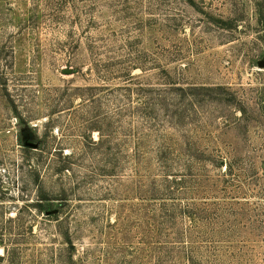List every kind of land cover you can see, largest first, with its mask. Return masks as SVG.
I'll return each mask as SVG.
<instances>
[{"label": "rangeland", "instance_id": "rangeland-1", "mask_svg": "<svg viewBox=\"0 0 264 264\" xmlns=\"http://www.w3.org/2000/svg\"><path fill=\"white\" fill-rule=\"evenodd\" d=\"M0 264H264V0H0Z\"/></svg>", "mask_w": 264, "mask_h": 264}, {"label": "trees", "instance_id": "trees-1", "mask_svg": "<svg viewBox=\"0 0 264 264\" xmlns=\"http://www.w3.org/2000/svg\"><path fill=\"white\" fill-rule=\"evenodd\" d=\"M221 158H222V157H221ZM200 159H201V158H200ZM219 159H220V157H219ZM219 161H220V160H219ZM220 162H221V165H223V163H224V159H221ZM181 181H183L182 178H180V179H176V180H175V183L177 184V186L180 185V184L182 183ZM191 216H193V218L196 217L195 215H193V213H192ZM194 225H196V224L194 223ZM180 242H182V241H180Z\"/></svg>", "mask_w": 264, "mask_h": 264}]
</instances>
